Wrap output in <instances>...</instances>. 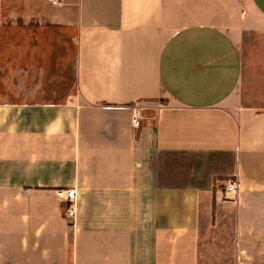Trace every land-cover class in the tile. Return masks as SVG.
I'll use <instances>...</instances> for the list:
<instances>
[{"label":"crops","instance_id":"0c3cea01","mask_svg":"<svg viewBox=\"0 0 264 264\" xmlns=\"http://www.w3.org/2000/svg\"><path fill=\"white\" fill-rule=\"evenodd\" d=\"M4 26L0 264H264V0H0Z\"/></svg>","mask_w":264,"mask_h":264},{"label":"built area","instance_id":"2783aa9c","mask_svg":"<svg viewBox=\"0 0 264 264\" xmlns=\"http://www.w3.org/2000/svg\"><path fill=\"white\" fill-rule=\"evenodd\" d=\"M141 120V107L137 105L132 106V114H131V123L133 127H137ZM226 189L228 191L236 192L237 191V183L234 179L229 180L226 184ZM58 196L63 197L65 196L68 200V204L64 208V214L66 216H74L75 214V207H74V197L75 191L74 189H66L58 191Z\"/></svg>","mask_w":264,"mask_h":264},{"label":"rangeland","instance_id":"374dc122","mask_svg":"<svg viewBox=\"0 0 264 264\" xmlns=\"http://www.w3.org/2000/svg\"><path fill=\"white\" fill-rule=\"evenodd\" d=\"M14 3V0H4V4L10 5L11 3ZM250 15H252L250 13ZM9 34V28L7 26H4L2 29H0V36L6 37Z\"/></svg>","mask_w":264,"mask_h":264}]
</instances>
